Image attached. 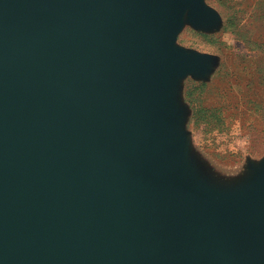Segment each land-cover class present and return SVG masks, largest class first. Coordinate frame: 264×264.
<instances>
[{"label":"water","instance_id":"1","mask_svg":"<svg viewBox=\"0 0 264 264\" xmlns=\"http://www.w3.org/2000/svg\"><path fill=\"white\" fill-rule=\"evenodd\" d=\"M205 0H0V264H264V157L201 175L176 45Z\"/></svg>","mask_w":264,"mask_h":264},{"label":"rangeland","instance_id":"2","mask_svg":"<svg viewBox=\"0 0 264 264\" xmlns=\"http://www.w3.org/2000/svg\"><path fill=\"white\" fill-rule=\"evenodd\" d=\"M210 27L184 18L176 45L213 56L204 76L181 77L182 129L201 175L234 185L264 157V0H205Z\"/></svg>","mask_w":264,"mask_h":264}]
</instances>
